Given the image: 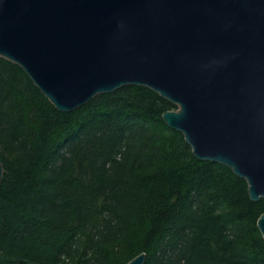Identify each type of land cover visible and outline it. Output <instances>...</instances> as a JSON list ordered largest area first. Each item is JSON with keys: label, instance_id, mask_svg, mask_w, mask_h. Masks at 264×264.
<instances>
[{"label": "trees", "instance_id": "1", "mask_svg": "<svg viewBox=\"0 0 264 264\" xmlns=\"http://www.w3.org/2000/svg\"><path fill=\"white\" fill-rule=\"evenodd\" d=\"M127 85L63 112L0 57V264H264L246 179L194 156Z\"/></svg>", "mask_w": 264, "mask_h": 264}, {"label": "water", "instance_id": "2", "mask_svg": "<svg viewBox=\"0 0 264 264\" xmlns=\"http://www.w3.org/2000/svg\"><path fill=\"white\" fill-rule=\"evenodd\" d=\"M0 57L63 112L149 87L178 107L162 118L195 157L264 198V0H0Z\"/></svg>", "mask_w": 264, "mask_h": 264}]
</instances>
